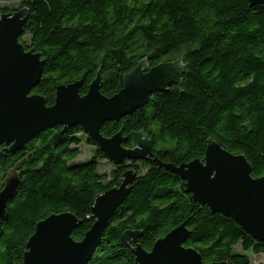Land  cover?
Instances as JSON below:
<instances>
[{
  "label": "trees",
  "instance_id": "obj_1",
  "mask_svg": "<svg viewBox=\"0 0 264 264\" xmlns=\"http://www.w3.org/2000/svg\"><path fill=\"white\" fill-rule=\"evenodd\" d=\"M19 42L41 55L43 74L32 94L54 104L56 88L84 79L80 95L100 74V92L111 98L123 77L139 61L150 67L182 59L180 86L153 94L142 107L100 134L110 138L144 131L154 156L179 166L202 159L208 139L232 155L244 156L252 177L264 176V4L248 0H29ZM18 10L0 8V16ZM81 137L94 155L80 162ZM129 148L130 141L123 144ZM108 161L81 126L55 125L15 154L0 146V191L11 170L19 183L0 219V264H22L36 225L49 217L72 213L79 221L72 239L82 241L93 225L95 198L117 187L133 170L137 178L110 219L89 264H136L126 231L140 232L138 244L154 243L186 222L187 248L205 264H250L243 253L264 256V243L254 240L233 220L211 214L185 193V183L152 161L126 160L108 175ZM109 162V161H108ZM110 163V162H109Z\"/></svg>",
  "mask_w": 264,
  "mask_h": 264
},
{
  "label": "water",
  "instance_id": "obj_2",
  "mask_svg": "<svg viewBox=\"0 0 264 264\" xmlns=\"http://www.w3.org/2000/svg\"><path fill=\"white\" fill-rule=\"evenodd\" d=\"M251 6L264 0H248ZM28 10L0 16V146L15 154L41 131L55 125L64 130L81 126L107 160L120 166L126 160L152 161L185 183V193L211 214L229 218L254 240L264 243V176L252 177V169L242 155H232L216 141L208 139L202 159L175 166L158 160L144 131L122 137V132L106 138L100 134L105 123L117 122L146 104L155 93L172 85L182 84V59L150 67L146 59L123 77L122 89L111 98L100 92V74L80 95L84 79L56 88L54 104L46 106L43 97L32 94L41 80L45 61L41 55L26 49L19 42L28 18ZM130 141V147L123 144ZM15 166L2 183L0 219L10 194L19 183ZM137 178L133 170L126 171L118 186L98 195L91 208L93 225L82 241L72 239L79 221L72 213L50 215L39 222L26 244L22 264H89L100 244L104 230L116 210L127 198ZM140 232L126 231L123 238L134 246L136 264H205L200 254L185 243L189 237L186 222L158 239L150 251L138 244ZM208 264H227L208 263Z\"/></svg>",
  "mask_w": 264,
  "mask_h": 264
},
{
  "label": "rangeland",
  "instance_id": "obj_3",
  "mask_svg": "<svg viewBox=\"0 0 264 264\" xmlns=\"http://www.w3.org/2000/svg\"><path fill=\"white\" fill-rule=\"evenodd\" d=\"M29 0H0V8H7L8 10L14 11L19 10L21 2ZM82 144L79 146L81 155L80 162L89 160L94 155V148L87 145L83 137H81ZM114 167L108 161H101L99 163V172L101 174L108 175L113 171ZM235 253L245 254L248 257L250 264H264V256H255L251 253H243L239 246L234 248Z\"/></svg>",
  "mask_w": 264,
  "mask_h": 264
},
{
  "label": "flooded vegetation",
  "instance_id": "obj_4",
  "mask_svg": "<svg viewBox=\"0 0 264 264\" xmlns=\"http://www.w3.org/2000/svg\"><path fill=\"white\" fill-rule=\"evenodd\" d=\"M127 142H128V141H127ZM127 142H126V143H127Z\"/></svg>",
  "mask_w": 264,
  "mask_h": 264
}]
</instances>
